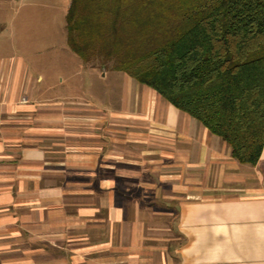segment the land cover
I'll list each match as a JSON object with an SVG mask.
<instances>
[{
	"label": "crops",
	"instance_id": "obj_1",
	"mask_svg": "<svg viewBox=\"0 0 264 264\" xmlns=\"http://www.w3.org/2000/svg\"><path fill=\"white\" fill-rule=\"evenodd\" d=\"M16 45L1 20L0 264H264V146L241 164L139 84L83 120Z\"/></svg>",
	"mask_w": 264,
	"mask_h": 264
},
{
	"label": "trees",
	"instance_id": "obj_2",
	"mask_svg": "<svg viewBox=\"0 0 264 264\" xmlns=\"http://www.w3.org/2000/svg\"><path fill=\"white\" fill-rule=\"evenodd\" d=\"M66 45L152 89L255 165L264 146V0H70Z\"/></svg>",
	"mask_w": 264,
	"mask_h": 264
},
{
	"label": "rangeland",
	"instance_id": "obj_3",
	"mask_svg": "<svg viewBox=\"0 0 264 264\" xmlns=\"http://www.w3.org/2000/svg\"><path fill=\"white\" fill-rule=\"evenodd\" d=\"M68 2L70 0H0V21L14 23L19 56L33 72L43 74L39 96L80 102V116L86 120L103 114L94 106L116 110L120 109L122 101L135 100L131 86L138 87V84L125 74L111 70L109 63L105 66L100 61L84 63L69 50L65 30ZM68 105L66 116L73 114V107ZM89 130L88 123L82 125L83 132Z\"/></svg>",
	"mask_w": 264,
	"mask_h": 264
}]
</instances>
